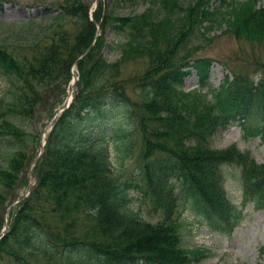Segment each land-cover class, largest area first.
I'll list each match as a JSON object with an SVG mask.
<instances>
[{
	"label": "trees",
	"instance_id": "1",
	"mask_svg": "<svg viewBox=\"0 0 264 264\" xmlns=\"http://www.w3.org/2000/svg\"><path fill=\"white\" fill-rule=\"evenodd\" d=\"M145 1L115 0V6L125 8ZM151 1L131 17L130 25L123 23L115 29L114 47L121 55L127 45L139 44L131 35L140 32L139 39H143L149 26L166 17L167 3ZM98 8L104 15L103 2ZM203 10L199 14L206 16L208 11ZM89 13V5L76 1L67 15H79L84 25H89ZM250 15L245 22L247 29L264 25V8ZM129 27H135L134 32L128 34ZM72 52L69 59L76 57ZM164 61L141 80L147 105L132 104L131 99L136 97L127 94L126 88L75 93L55 120L33 168L37 185L8 211V227L0 238V261L2 253L10 256L13 264H31L43 252L51 256L59 253L52 246L65 233L63 257L53 264H189L199 253L179 246L177 218L185 200L200 205L199 211L211 226L229 228L233 211L224 188L223 169L235 165L240 167L245 198L257 193L263 199L264 164L256 163L248 152L234 145L214 148L210 141L220 128L238 121L245 135L259 136L264 142V77L253 81L247 74L230 70V76L225 75L207 98L201 88L210 86L207 74L212 58L185 55L176 59L168 55ZM55 64L53 55L38 54L17 63L12 59L5 67L0 65V71L9 75L11 87L9 95L3 96L0 111V205L3 192L18 179L17 172L27 155L26 132L12 119L35 115L46 99L42 100L37 85L44 86L45 76L52 77ZM192 71L200 87L185 91V77ZM139 91L138 86L135 92ZM55 92L49 91L50 101ZM163 94L166 99H161ZM134 133L140 140L138 183L133 174L130 181H123L110 159L111 144L115 142V148L127 153L126 135ZM3 149L9 152L2 154ZM32 159L25 168V187ZM132 187L139 188L143 197L161 211L159 222L150 223L131 209L128 190Z\"/></svg>",
	"mask_w": 264,
	"mask_h": 264
},
{
	"label": "rangeland",
	"instance_id": "2",
	"mask_svg": "<svg viewBox=\"0 0 264 264\" xmlns=\"http://www.w3.org/2000/svg\"><path fill=\"white\" fill-rule=\"evenodd\" d=\"M76 1L90 6L91 24L84 25L79 15H67L69 6ZM149 1L119 8L115 6V0H0L1 67H5L12 59L17 63L38 54L53 55L58 63L53 67L52 77L47 75L42 80L44 86L43 83L37 85L42 100L46 99L39 104L35 115L28 119H12L26 132L27 155L22 168L17 172L18 179L3 192L0 224L9 218L7 211L16 200L15 197L25 193L27 186L24 184V172L27 162L39 155L42 138L46 130L50 131L52 115L67 99L72 101L75 93L91 94L110 88H126L127 94L136 97L131 99L132 104H145L147 98L141 80L148 78L146 73L149 71L158 70L168 55H175L176 59L185 55L212 58L207 74L210 88L202 89V93H212L217 89L225 80V75L230 74V70L247 74L253 81L264 77V25L260 27L254 24L250 29L245 26L252 11L264 8V0H156V3H167L166 17L152 27L149 26L150 30L143 39H139L142 38L140 32H137L138 36L131 35L139 44L127 45L126 53L121 55L114 47L115 29L123 23L130 25L133 15L142 11L148 3L152 4ZM102 2L106 7L104 15L98 8ZM200 10L210 11V14L200 15ZM118 18L121 22L117 23ZM129 28L128 34L134 32L135 27L134 30ZM93 31L95 34L90 41ZM86 45L89 46L86 48ZM90 47L93 50L85 57ZM71 49L74 50L72 57L76 56L72 60L69 59ZM80 58L84 59L78 64ZM103 64L106 66L103 67ZM136 85L140 87L138 93L135 92V88H138ZM184 85L185 91L197 88L198 77L194 71L186 75ZM8 87L9 75L0 71V111L4 94L8 96L10 93L11 87ZM50 90L56 91L51 101ZM165 96L163 94L161 99H166ZM207 98L210 96L207 95ZM90 128L95 127L90 125ZM244 134L239 122L233 121L228 127L216 132L210 145L214 148L235 145L239 150L249 152L256 163L264 162V143L257 136ZM126 136L130 150L126 153L121 147L115 148L113 142L115 147L113 144L110 146V159L123 181H130L133 174L138 183L139 136L137 133ZM8 152L9 149H3L2 154ZM239 169L236 165L223 169L224 188L235 212L231 230L212 227L200 214L195 202L191 204L185 201L182 204L179 219L180 245L189 252H199V256L190 264H264V195L263 199L257 193L247 199L243 196ZM36 174V171L32 174V188L38 183ZM128 192L131 199L129 206L142 219L153 223L162 219L161 211L143 197L139 188L132 187ZM71 216L76 215L72 212ZM81 225L78 223V226ZM66 238L65 233L61 234L52 246L59 253L55 252L51 256L43 252V255L29 263H60ZM2 254L4 257L0 262L8 264L11 257ZM10 264L13 263L10 261Z\"/></svg>",
	"mask_w": 264,
	"mask_h": 264
},
{
	"label": "water",
	"instance_id": "3",
	"mask_svg": "<svg viewBox=\"0 0 264 264\" xmlns=\"http://www.w3.org/2000/svg\"><path fill=\"white\" fill-rule=\"evenodd\" d=\"M68 102H69V99H67L65 101V103L63 104V107L59 110H57V112L55 113L54 117L52 118V120L49 122V125L52 126L53 125V120L57 118V116L59 115V113L63 110V108L67 107L68 105ZM48 131L46 132V135H47ZM45 140L42 142V145L40 147V151H39V155H37V157H35L29 168H28V171H27V177H28V186H27V189H26V194L30 192L31 188H32V185H33V178H32V169L34 167V165L36 164V162L38 161L42 151H43V147L45 145ZM26 194H24L23 196L19 197L18 200H21Z\"/></svg>",
	"mask_w": 264,
	"mask_h": 264
}]
</instances>
